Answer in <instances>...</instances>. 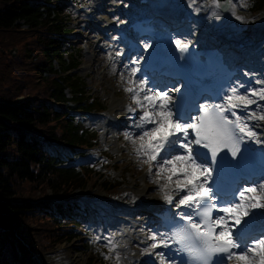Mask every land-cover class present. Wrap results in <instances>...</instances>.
Masks as SVG:
<instances>
[{
    "label": "trees",
    "instance_id": "trees-1",
    "mask_svg": "<svg viewBox=\"0 0 264 264\" xmlns=\"http://www.w3.org/2000/svg\"><path fill=\"white\" fill-rule=\"evenodd\" d=\"M250 3L252 11L264 10V0ZM62 19L59 4L0 0V264H38L35 254L82 232L81 207L60 201L86 188L93 171L63 166L50 146L57 140L92 145L93 135L71 109L102 105L83 98L78 57L63 48L68 28ZM27 231L35 242L25 240Z\"/></svg>",
    "mask_w": 264,
    "mask_h": 264
},
{
    "label": "snow or ice",
    "instance_id": "snow-or-ice-1",
    "mask_svg": "<svg viewBox=\"0 0 264 264\" xmlns=\"http://www.w3.org/2000/svg\"><path fill=\"white\" fill-rule=\"evenodd\" d=\"M174 44L179 53L189 52V44L181 39H175ZM137 71L133 70V77ZM147 84L141 79L139 91L134 87L126 89L134 94L135 103L151 109L139 117L143 124L138 125L142 131L136 152L146 158L143 163L157 165L155 175L166 181L159 191L164 193L163 199L171 209H175L170 231L161 233L159 240L154 233L150 247L182 252L185 259L181 264H264V213L252 212L249 218L250 210L264 209V195L258 194V188L264 191V183L236 185L232 189H226L223 183L225 172L235 174L241 169L244 158L241 144L260 135L250 123L256 113L247 111L255 103L250 97L257 96V90L247 89L246 94H238L239 89L246 87L240 84L230 88V95L216 91L221 102L201 103L200 99L193 100L183 84L165 90ZM170 93H178L179 102H173ZM197 95L212 99L206 91ZM259 97L264 99V89L259 90ZM238 104L242 106L239 111ZM258 119L264 121V114ZM238 154L240 158L236 159ZM173 185L182 194L175 203L168 191ZM252 221H259V237L253 236L257 224ZM237 232L239 236L235 235Z\"/></svg>",
    "mask_w": 264,
    "mask_h": 264
},
{
    "label": "rangeland",
    "instance_id": "rangeland-1",
    "mask_svg": "<svg viewBox=\"0 0 264 264\" xmlns=\"http://www.w3.org/2000/svg\"><path fill=\"white\" fill-rule=\"evenodd\" d=\"M39 1H49V4L53 5L58 2L57 0ZM88 1L89 0H60L59 8L62 11V22L63 24H66V28L70 30V32L64 37L67 42L63 48L74 52L78 57L80 65L74 71H76L82 78L84 86L83 98L88 97L91 100L93 97H96L98 102L104 106V110L102 111L83 113L81 110H78L76 112V118L81 120L85 127L97 130L100 135V140L99 143L96 141L95 143L97 145L93 147L94 149L97 148L96 151L93 148H90L89 150H84L83 153L85 154H79L80 149L78 147L66 145L62 141L57 143L54 142L55 144L50 148H53V151L62 155L64 159H67V161L70 156L79 155L77 159L75 158L76 162L80 161L88 163L92 169H98L100 167L99 162H104L105 168L109 171V176L107 178L109 186H106L104 181H102L103 175L101 176L99 169L97 171L93 170L94 177L90 180V183L86 186V188L78 189L79 191L75 190L72 194L63 199L64 202H70L71 204L77 203L89 206L92 211L91 218H81L83 225L81 235L71 242L60 243L56 245L53 251L47 252L43 256H39V264H42V261H44L45 258H51V264H123V256L126 249L122 241L125 243H134L138 237L136 239H127L125 237L127 234L120 230L117 232L112 227L126 225V220L128 219L140 218L138 214L133 213L132 215L131 210L133 207H130V204H128L130 201L134 202L132 197L134 196V193L138 191V187L134 184L135 181L144 185V182L147 180L148 186H155L157 179H145L150 176V174H147L146 171L151 168L153 172L155 164L146 163L142 165L139 161L138 155L129 157L130 152L136 151L139 147L140 141L134 139L135 141H132L130 144L126 143L125 137L130 135L128 132H125L123 136H118V130L120 128L130 129L132 121L126 122L125 120L124 123L118 124L117 130L114 132L111 131V125L109 123L106 124L107 119L111 116L113 118L120 116L119 111L121 110V106L118 105L119 103L125 105L127 102L135 106V102L129 96L127 97L123 91L119 90L116 73H108L104 75V68L108 66L107 57H105L102 61V64L98 65L97 63L98 67L96 68L99 69L95 70L96 75L91 69H86V66L90 63L88 56L95 53L93 44L96 41L98 42L99 34H101L99 31L92 29L94 24L89 22L88 14L95 9L96 4L98 6H105L108 0H97L96 3L91 0L88 3ZM168 1L170 0H164L162 5H165ZM171 1L175 2L176 0ZM197 1L199 2L200 14H204L206 9L211 10V13L207 17L208 19H198L194 22L193 25L197 28V32L195 34L202 35L201 29L199 28L204 26L207 28L204 34H210L212 30L218 29L219 31H222L219 36L223 35L225 36L224 38H226V34L230 36L228 37L230 40L244 38V41H246L251 48L257 49V52L255 53L256 59L260 61L259 65H256L251 72H245V75L249 76L252 74L259 76L257 81L264 82L262 79L264 76V37L261 38L262 33L259 32V30L261 31L263 29L262 25H264V10L258 12L250 11L249 0H237L234 5L237 13L234 16L231 15L233 12L228 14H226L227 12H222L219 9L217 0ZM209 4L210 7H208ZM200 5L203 6L200 7ZM78 14L81 15V17ZM104 15H106L105 12ZM76 16H79L82 19L81 23H78ZM240 16L247 18L250 24L241 28L240 21L237 19V17ZM222 22H225L229 26H233L235 30L232 31L231 34L223 31L224 29L220 26ZM90 26H92V28ZM251 32H254V35L251 34L247 37V34H250ZM257 39L260 40V42H257ZM100 46L102 45L99 44V47ZM238 83H240V80ZM252 89L257 90V96H259V90L264 89V83H262V86ZM136 90L138 91L139 89ZM246 91L247 89L244 91L245 94ZM20 99L22 100L23 97ZM55 104L62 111L68 110V106L64 102H58ZM129 117L130 116L126 118ZM107 129H110V132L107 133ZM133 132H137L135 135H139L140 129H135ZM72 147L76 150L72 149ZM93 151L95 152V155ZM105 154L109 156V159L106 158ZM132 158H134V160ZM131 160L134 161V164ZM114 161H118V163L114 164ZM141 161L143 163V160ZM119 165L121 167H119ZM133 170L139 172L137 174H131ZM163 182L166 181L164 180ZM118 183H120L118 188H113ZM261 183H264V181ZM77 193L83 196L74 197ZM259 193H261L260 195H264V191H261L258 188V194ZM263 210L264 209H261L262 213L264 212ZM95 214H97L96 218H94ZM116 219H119V221L114 222ZM121 220L122 222H120ZM130 227L131 226H129V228ZM131 229H134V226L131 227ZM26 239L35 242V238L30 231H27ZM101 239L105 241L104 244H100L98 242V240ZM67 253L80 256V261L74 263H58V259L62 256H66Z\"/></svg>",
    "mask_w": 264,
    "mask_h": 264
},
{
    "label": "bare ground",
    "instance_id": "bare-ground-1",
    "mask_svg": "<svg viewBox=\"0 0 264 264\" xmlns=\"http://www.w3.org/2000/svg\"><path fill=\"white\" fill-rule=\"evenodd\" d=\"M231 8L227 11H230L231 9L234 8V5L236 4V1L235 0H231ZM188 3V2H187ZM107 4V8L106 10L108 9V11L111 10V5H109V2H106ZM191 5V2L189 4V6ZM113 7H116L117 8V15L118 14V10H122L124 12V14H129L127 12V7L125 5H112ZM216 8V7H215ZM103 7L102 6H96L95 7V10L93 11V13L91 14V18L90 19H96V20H100L101 22L104 23L105 25V30H109V31H112L111 33V36L110 37H107L105 36L104 34V38L107 42L106 46L108 45V43L110 41H114L116 38H117V31H118V28L119 26L122 24V21H118L116 20L115 22L113 21H109L107 18L108 16L107 15H103V11H102ZM175 9H179L177 6H174L171 8L170 11H173ZM235 9V8H234ZM187 10H183V12H186ZM116 12V11H115ZM169 13H173V12H169ZM237 13V11L233 10V14L231 15H234ZM79 15V14H78ZM238 15V14H237ZM81 17V15H79ZM79 16H76V18L78 19V23H81L82 22V19L79 17ZM86 16V15H85ZM244 16V15H243ZM241 19H239L240 21V27H244V26H247L250 24L249 20L247 18H243L240 16ZM208 19V18H206ZM264 21V20H263ZM232 22V21H230ZM95 23H98L95 22ZM100 26V25H98ZM220 26L224 29L223 31L225 32H228L231 34L232 31L235 30V28H233V26H229L227 25L225 22H222L220 24ZM258 27V26H257ZM263 29L259 32L262 33V37H264V25H262ZM212 28V27H211ZM238 30V29H237ZM252 31V30H251ZM222 31H219L218 29H214L210 32V35L216 37L218 35H220ZM93 33V32H92ZM95 33V32H94ZM253 34L254 35V32H251L250 34L248 33L247 35H251ZM246 36V35H245ZM225 36H221V38L219 40H222L223 42H227L228 44L231 43V41H228L230 37L228 34H226V38L224 39ZM212 38V37H211ZM199 40V39H198ZM240 40V39H239ZM253 41V40H252ZM260 42V41H259ZM98 45L99 43H94L93 44V48L95 49V53L91 56H88V59H89V65L86 66V69H91L92 72H94V74L96 73L95 70H98L99 68H96L98 67L97 66V63L98 65L99 64H102L101 62L104 60V58L106 57V54L111 58L113 57L114 60L116 59V53L117 51L115 52V49H113L112 51H108L107 53H102L98 50ZM259 52V51H258ZM105 62V61H104ZM106 64V63H105ZM129 66L128 65H124L122 67H118L117 64H113V66L111 67V69L107 72H111V73H116V80L118 82V86H119V90L120 91H123L124 94L130 98L133 99V93H129L126 91V89L128 87H134L135 89H139L138 87V80L136 79H133V76H132V72L130 74L129 72ZM91 72V71H89ZM106 72V73H107ZM96 75V74H95ZM97 77V76H96ZM104 77V76H103ZM129 81H136L135 83H129ZM113 83V82H112ZM149 84V83H148ZM147 84V85H148ZM247 86V85H246ZM147 87H150V86H147ZM248 87V86H247ZM116 88V87H115ZM166 89V88H165ZM250 89V88H249ZM137 91V90H136ZM139 91V90H138ZM142 97H143V93H141V100H142ZM253 101H255V103H253L251 106H249L248 108V111H254L256 113V115L252 118V120H254V122H252V120L250 121V123L254 124L255 125V130L260 133L259 137L257 136V139L258 138H261L262 139V142L261 144H264V121H261L258 119V117L264 113H259L258 112V109L263 107L264 106V99H259V98H251ZM142 103H145L143 102L142 100ZM118 105L121 106V111H122V114L123 116L122 117H126L128 116V114L130 113H133L132 112V109H138L140 112H141V115H142V112L143 111H150L151 109L147 108V107H141V105H138L137 103H135V106L132 105V107H129L128 104L126 103L125 105H123L122 103H119ZM239 105V104H238ZM240 107H242L241 105H239ZM114 108V107H113ZM117 108V107H116ZM131 110V111H130ZM114 115V114H112ZM139 115V117L141 116ZM110 116V115H109ZM108 116V117H109ZM112 117V116H111ZM131 119H135V117H130ZM114 119V118H113ZM106 121V120H105ZM115 122H117V124L121 123L122 122V119H117ZM139 122V125L140 124H143V121H141L140 119L138 120ZM120 126V125H119ZM140 128V127H139ZM140 130L142 131V129L140 128ZM122 134V132H120V135ZM141 134V133H140ZM139 134V135H140ZM139 135H135V134H132L130 135L128 138H126V143L130 144L132 141H135L136 139H138ZM135 139V140H134ZM252 139V138H251ZM139 142V141H138ZM253 142V141H252ZM255 143V142H254ZM258 143V142H257ZM127 144V145H128ZM132 148V147H131ZM95 150V149H94ZM136 170V169H135ZM133 170L131 174H137L139 171H135ZM148 172V171H147ZM147 175V174H146ZM156 177V175H154ZM162 179L158 180L161 181ZM145 184L144 185H141L138 181H135V185L138 187V191L134 193V196L132 197V200L135 202V204H141L142 206L144 207H147V208H150V214L146 217V221L150 220L151 221V226H156L158 221H156V217L154 216V214L152 213V210H160L162 208H165V207H171L170 205H168L164 199H163V196H164V193L161 192V191H152L151 188H148V182L147 180L144 182ZM165 183H160V184H157V188L160 189ZM146 190L150 191V192H146ZM79 191V190H78ZM168 191L173 195L174 197V201L173 203H175L176 200L179 199L180 195H182L181 193H178L177 191L174 190V185L168 189ZM261 194V193H259ZM78 196H83L79 193H77L74 197H78ZM180 211H183V208H180L179 209ZM261 209H255V210H252L253 212H260ZM264 211V210H263ZM124 212V211H123ZM257 222V221H256ZM132 223L133 224H142L144 223L142 220L140 221H135V220H132ZM121 224V223H120ZM125 224V223H124ZM106 225V224H105ZM146 225V223H145ZM112 227V226H110ZM124 231H127L126 228H120ZM118 232V231H117ZM129 235L132 237V238H135V233L134 232H131L129 231L128 232ZM156 233V232H154ZM153 233V234H154ZM151 234V235H153ZM160 235V234H159ZM159 235H158V240H159ZM139 241H146L147 240V237L144 235V234H139ZM259 237V235H258ZM158 242V241H157ZM154 243V241H153ZM147 247V245H146ZM145 247V248H146ZM125 248L128 249V255H127V259L128 260V263L129 264H135V263H139V262H144L145 261V258L146 259H149V263H152V264H173V261L170 259V257L166 254V256H159V255H156L157 253L161 252V251H164L163 249L161 248H156V249H153L151 252L152 255H149L146 254H142V248H139V247H136L134 246L133 244H126L125 245ZM125 250V249H124ZM124 253V252H123ZM59 262L58 263H74V262H77V261H80V256L78 255H71L69 253H67L66 256H62L60 257L59 259ZM51 258H45L44 261H42V264H51ZM86 264V263H85ZM234 264V262H233Z\"/></svg>",
    "mask_w": 264,
    "mask_h": 264
},
{
    "label": "water",
    "instance_id": "water-1",
    "mask_svg": "<svg viewBox=\"0 0 264 264\" xmlns=\"http://www.w3.org/2000/svg\"><path fill=\"white\" fill-rule=\"evenodd\" d=\"M220 1H223V0H220ZM222 5V9L223 10H226L230 7V1L229 0H225L224 3L221 4Z\"/></svg>",
    "mask_w": 264,
    "mask_h": 264
}]
</instances>
